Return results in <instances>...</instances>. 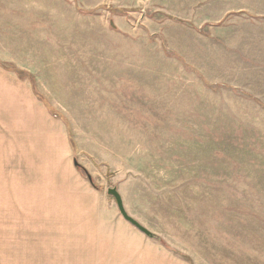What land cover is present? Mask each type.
<instances>
[{"label": "rangeland", "instance_id": "374dc122", "mask_svg": "<svg viewBox=\"0 0 264 264\" xmlns=\"http://www.w3.org/2000/svg\"><path fill=\"white\" fill-rule=\"evenodd\" d=\"M0 264H264V0H0Z\"/></svg>", "mask_w": 264, "mask_h": 264}, {"label": "water", "instance_id": "95a60500", "mask_svg": "<svg viewBox=\"0 0 264 264\" xmlns=\"http://www.w3.org/2000/svg\"><path fill=\"white\" fill-rule=\"evenodd\" d=\"M107 193L112 195L115 198L117 207H118L121 215L123 216V218H125L127 221L132 223L134 226H136L139 230L143 231L148 236H153V233L150 230H148L147 228L142 226L137 220H135L133 217H131L126 212V210H125V208L123 206L122 198H121L120 194L118 193V191H117V189L115 187L109 188L107 190Z\"/></svg>", "mask_w": 264, "mask_h": 264}]
</instances>
